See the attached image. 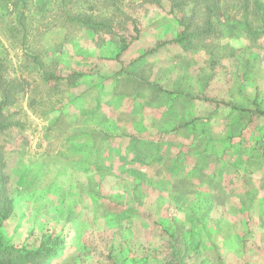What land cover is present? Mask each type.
<instances>
[{
    "label": "rangeland",
    "instance_id": "rangeland-1",
    "mask_svg": "<svg viewBox=\"0 0 264 264\" xmlns=\"http://www.w3.org/2000/svg\"><path fill=\"white\" fill-rule=\"evenodd\" d=\"M168 11L0 0V75L18 85L4 243L56 239L48 264H264V33L226 22L185 47Z\"/></svg>",
    "mask_w": 264,
    "mask_h": 264
},
{
    "label": "trees",
    "instance_id": "trees-1",
    "mask_svg": "<svg viewBox=\"0 0 264 264\" xmlns=\"http://www.w3.org/2000/svg\"><path fill=\"white\" fill-rule=\"evenodd\" d=\"M156 3L159 0H155ZM169 11L174 13L179 10L180 15H175L181 31L177 37L171 39L180 42L183 46H193L194 40L215 38L223 33L226 22H235L249 31L252 30L251 22H258L260 32L264 33V0H168ZM189 8L187 14L184 8ZM77 20H82L78 17ZM197 21L196 24H193ZM18 85L15 80L7 79L0 75V133L8 127L3 107L14 100ZM193 98L210 102L211 99L193 96ZM220 103V102H218ZM226 104V103H223ZM235 109H242L233 106ZM257 115L264 116V110L255 111ZM3 148L0 145V166ZM2 176L0 174V227L7 220L14 208L13 198L3 191ZM60 243V242H59ZM58 240L46 247L42 242L36 247L28 245L12 246L2 241L0 237V264H48V259L58 255Z\"/></svg>",
    "mask_w": 264,
    "mask_h": 264
}]
</instances>
